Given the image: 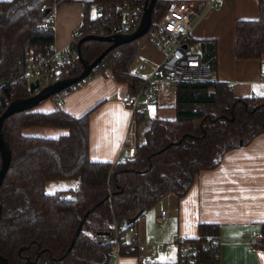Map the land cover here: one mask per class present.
Masks as SVG:
<instances>
[{
	"label": "trees",
	"instance_id": "obj_1",
	"mask_svg": "<svg viewBox=\"0 0 264 264\" xmlns=\"http://www.w3.org/2000/svg\"><path fill=\"white\" fill-rule=\"evenodd\" d=\"M70 1L0 0V115L13 100L31 96V82L25 76L28 56L50 55L54 44V9ZM170 1H156L153 22L160 21ZM136 3L84 2V21L72 46L77 49L86 35H109L107 26L111 21L119 22L118 7ZM91 4L103 7L111 18L98 12L91 17ZM44 5L50 7L49 12L41 10ZM141 39L108 52L91 76L109 69L118 81L128 84L130 93H135L144 78L131 71ZM110 44L88 40L81 44V54L92 62ZM213 46V57L202 60L214 70L217 47ZM263 55L264 0H259L257 19L236 22L235 56L261 59ZM81 71L78 56L71 57L57 70L45 72L40 88ZM40 105L8 117L2 128L12 158L0 187V255L10 264H108L113 243L104 241L105 236L97 232L110 234L115 223L122 231L136 226L161 199L171 193L183 197L200 171L217 167L226 152L264 133V95L239 98L231 85L221 81L180 83L176 91V118L152 119L143 138H139L134 158L115 163L95 161L89 157V115L75 117L61 108L43 110ZM137 117L141 122L142 114ZM33 125L64 132L56 137L23 133L24 128ZM1 164L0 153V168ZM62 179L76 180L77 187L53 194L45 192L48 181ZM141 209L142 215L129 222ZM260 226L256 247L264 248V223ZM185 239L198 245L194 253L197 264L220 261L219 225L200 223L197 236ZM73 240L75 243L69 249ZM204 243L206 247H202ZM138 250L133 243L120 245V255L135 256Z\"/></svg>",
	"mask_w": 264,
	"mask_h": 264
},
{
	"label": "crops",
	"instance_id": "obj_2",
	"mask_svg": "<svg viewBox=\"0 0 264 264\" xmlns=\"http://www.w3.org/2000/svg\"><path fill=\"white\" fill-rule=\"evenodd\" d=\"M72 0L54 9L53 50L62 54L72 47L77 32L85 17L84 2ZM200 3L202 10L194 19L191 46L201 58L209 59L215 52L214 67L219 81L231 85L236 97L247 98L264 95V55L258 58L238 59L235 56V26L238 20H253L259 15V0H189ZM94 7L95 14H91ZM89 15L95 17L97 6L91 4ZM164 55L147 37L139 40L138 53L131 71L141 76H153ZM215 57V56H214ZM138 59L136 68L134 65ZM139 65L143 69L139 70ZM3 81H0V86ZM130 92L127 83L118 81L112 71L87 78L77 91L63 97L62 110L80 117L89 115V157L95 161L117 162L121 155L124 136L131 121V111L121 102V97ZM152 105L142 114L139 130L147 127L154 118H176V94L167 84L159 91H152ZM56 108L48 99L40 109ZM149 113V114H148ZM145 127V129L147 128ZM64 130L33 125L23 129L31 136L56 137ZM140 138V137H139ZM167 209L169 219L161 228L156 218ZM200 223L219 225L220 261L217 264H264V248L256 247V233L264 223V133L250 143L233 148L225 153L221 163L199 172L195 183L183 197L171 193L148 209L137 223V237L142 248L138 254L111 257L108 264H183L179 250L169 245L158 251L159 241L171 243L173 237L197 236ZM123 227L126 224L122 225ZM155 238L149 243L147 237Z\"/></svg>",
	"mask_w": 264,
	"mask_h": 264
},
{
	"label": "built area",
	"instance_id": "obj_3",
	"mask_svg": "<svg viewBox=\"0 0 264 264\" xmlns=\"http://www.w3.org/2000/svg\"><path fill=\"white\" fill-rule=\"evenodd\" d=\"M136 1L135 5H121L118 7L119 22L113 23L111 21L107 26V34H126L133 32L137 28L144 11L145 3H141L140 0ZM47 8L48 6L44 5L41 10L45 11ZM201 10L200 3L196 1L171 0L160 21H152L151 27L145 36L149 42L162 51L164 57L154 75L144 77L137 86L135 93L127 92L121 97V102L131 111L132 116L124 136L119 161L124 158L132 159L136 156L139 142L136 124L137 116L146 112L149 106L152 105V91H159L162 84L165 83L169 86L170 91L176 94L177 86L180 83H215L219 81L216 71L207 62H204L201 55L191 46L194 19L200 15ZM97 12L99 15L103 14L105 18H111V13H105L103 7L97 6ZM75 56H77V49L73 46L62 54H58L52 50L48 57L30 54L27 59L25 76L30 82L38 80L40 84V79L45 72L57 70L66 60ZM138 69L142 70L143 65H139ZM134 73L137 76L141 75L139 71H135ZM84 81L66 88L50 99L57 108H61L64 102V95L80 89ZM168 219L169 212L167 209H163L157 216L156 222L162 228ZM256 238L257 240L260 239V231L256 233ZM103 240L113 243L110 251L112 257L120 256V245L124 242L136 244L138 249L142 248V244L137 237V226L134 225L122 231L115 223L113 225V232L105 236ZM147 241L155 243L156 240L154 237L148 236ZM155 244L158 246V251L160 252L166 250L169 245H175L179 250V261L181 263L196 264L194 256L198 247L196 243L188 241L181 236H175L171 243L159 241ZM206 246L207 243L202 245V247Z\"/></svg>",
	"mask_w": 264,
	"mask_h": 264
},
{
	"label": "water",
	"instance_id": "obj_4",
	"mask_svg": "<svg viewBox=\"0 0 264 264\" xmlns=\"http://www.w3.org/2000/svg\"><path fill=\"white\" fill-rule=\"evenodd\" d=\"M157 0H145L144 5V11L140 20L139 25L137 28L131 32L126 34H113V35H86L82 37L77 45V56L82 63V71L74 76L64 79H59L57 81H54L44 87L40 88L39 81L36 80L35 82H32L30 84V91L31 96L27 98L22 99H15L13 100L7 108L3 111V113L0 115V153L2 156V164L0 168V187L3 183V180L5 178V175L9 169L12 153L11 148L8 143V141L5 139L2 128L4 125V121L19 112L32 109L38 105H40L43 101L50 99L51 97L61 93L66 88L80 82L83 80H86L91 76L92 70L102 62L104 57L108 52L115 49L116 47L130 43L132 41L138 40L145 36L152 24V16H153V9L154 5ZM50 11V8H48V12ZM88 40H96V41H107L111 42V44L107 47V49L102 52L94 61L89 62L88 60L84 59L81 54V44L83 42H86ZM243 142L240 141V145H242ZM1 206H0V218H1ZM143 210L141 209L139 213L132 219H130L129 222H132L136 220L140 215H142ZM80 231V228L76 231V235H78ZM98 235L107 236L109 235L108 232L99 231L97 232ZM75 240L72 241L71 246L69 249L72 248L74 245ZM0 264H10L8 259L0 255Z\"/></svg>",
	"mask_w": 264,
	"mask_h": 264
},
{
	"label": "rangeland",
	"instance_id": "obj_5",
	"mask_svg": "<svg viewBox=\"0 0 264 264\" xmlns=\"http://www.w3.org/2000/svg\"><path fill=\"white\" fill-rule=\"evenodd\" d=\"M97 6V5H96ZM48 8H50L48 6ZM47 8V10H48ZM91 14L94 15L95 14V10L94 7L91 8ZM162 18V17H161ZM157 22V21H156ZM159 22V21H158ZM146 37L143 36L142 39ZM135 65L134 68H136L138 66V59L135 61ZM32 83V82H31ZM54 108V107H53ZM149 114V113H148ZM145 127H147V123H144L142 125V127L139 130V137L140 139L143 138V132L145 130ZM77 187V181L73 180V179H62V180H53V181H48L45 185V192L47 194H53L56 191H68L71 189H75ZM197 264V263H196Z\"/></svg>",
	"mask_w": 264,
	"mask_h": 264
}]
</instances>
